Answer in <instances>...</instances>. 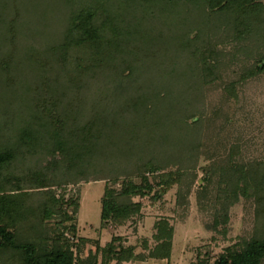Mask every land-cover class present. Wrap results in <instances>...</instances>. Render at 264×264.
<instances>
[{
	"label": "trees",
	"instance_id": "trees-1",
	"mask_svg": "<svg viewBox=\"0 0 264 264\" xmlns=\"http://www.w3.org/2000/svg\"><path fill=\"white\" fill-rule=\"evenodd\" d=\"M62 2L69 12L59 42L43 49L27 46L18 61L13 52L0 56V264L170 262L175 229L169 217L156 220L155 243L144 239L141 252L118 234L103 245L98 237L79 234L82 198L55 189L79 180L111 182L101 198L100 237L109 224L122 226L142 213L135 197L154 193L155 199L161 194L156 187L167 190L180 183L185 171H164L146 155L174 149L176 132H183L190 119L197 121L182 96L179 76L191 74L205 85L221 81L222 48L212 36L203 37L199 27L173 30L165 40L147 22L159 13L167 14L170 24L182 7L195 5L220 13L233 40L262 39L264 0ZM14 13L16 19L8 22L0 12V30L8 33L4 40L11 45L22 12L16 8ZM262 72L264 52L241 78ZM224 89L236 95L235 82ZM234 151L225 170L233 179L224 205L230 192L264 199V177L253 178L244 166L233 164ZM137 153L141 164L133 176L126 165ZM122 177L120 188L115 187ZM227 221L226 212L216 215L214 227ZM191 264H264V231L228 245L216 258L199 253Z\"/></svg>",
	"mask_w": 264,
	"mask_h": 264
},
{
	"label": "rangeland",
	"instance_id": "rangeland-1",
	"mask_svg": "<svg viewBox=\"0 0 264 264\" xmlns=\"http://www.w3.org/2000/svg\"><path fill=\"white\" fill-rule=\"evenodd\" d=\"M16 8L22 12L17 16L20 22L18 34L11 45L4 40L8 33L3 28L0 30V56L13 52L18 61L27 46L43 49L61 40L69 12L62 0H0V12H4L8 22L11 18L16 19ZM50 10L56 14H50ZM179 13V16L174 15L170 24L165 18L167 14L159 13L147 24L154 27V35L163 32L165 40L169 39L173 30L182 33L190 27L201 28L203 37L212 36L222 48L220 59L223 76L221 81L206 85L198 81L196 76L190 78L191 74L179 76L184 93L182 96L188 98L191 106H187L197 115V121L190 119V125L172 137L177 147L163 153L154 149L146 155V159H157V164H161L164 171L177 168L183 173L185 171L182 181L167 190L156 187L161 194L155 199L154 193L135 197L134 200L143 204L142 213L122 226L109 224L100 237L101 198L105 184L110 181L105 178L90 182L79 180L55 189L58 193H65L66 197L82 198L79 234L94 239L98 237L103 245L118 234L126 239L127 244H136L137 251L141 252L145 250L142 245L144 239L150 245L155 243L153 234L156 220L163 216L170 218L175 229L170 262L167 259H149L143 263L136 261L124 264H191L199 253L216 258L228 245L264 231V199L257 200L254 195L241 194L234 197L230 192L227 198L230 203L224 205V191L233 179L231 172L225 173L230 166L232 147L235 150L233 164L244 166L253 178L264 177V72L245 80L241 78L243 73L254 67L257 58L264 52V38L255 36L242 42L235 41L224 17L220 13L210 14L202 7L184 6ZM185 60H189V64L193 63L188 55ZM160 64L166 65L164 62ZM179 65L183 67L184 63ZM166 67L162 69L165 71ZM162 69L158 71L162 73ZM190 79L193 87L188 90ZM230 81L236 83V95L224 89ZM167 84L170 86V83ZM2 109L3 104L0 105V113ZM179 133H182L181 140L178 138L181 136ZM140 158L137 153L130 166L126 165L133 176L138 173ZM222 178L226 179L224 183ZM122 179L115 187L120 188ZM135 180L139 181V178ZM224 212L228 215V221L215 228V216ZM224 228L226 234L221 233Z\"/></svg>",
	"mask_w": 264,
	"mask_h": 264
}]
</instances>
